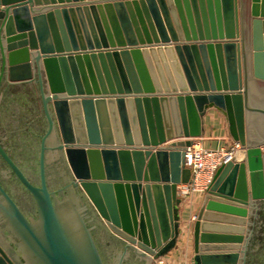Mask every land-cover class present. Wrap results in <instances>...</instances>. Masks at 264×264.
<instances>
[{"label": "water", "instance_id": "obj_1", "mask_svg": "<svg viewBox=\"0 0 264 264\" xmlns=\"http://www.w3.org/2000/svg\"><path fill=\"white\" fill-rule=\"evenodd\" d=\"M4 80L39 83L46 136L57 122L80 190L50 192L46 136L41 185L0 142L38 205L28 218L0 183V222L17 239L0 226V264H105L81 213L88 206L125 253L145 264L166 256L181 233L178 185L191 178L185 149L213 107L242 147L205 194L194 264H246L249 250L263 264L264 0H0ZM40 113L36 89L8 88L5 145L23 152Z\"/></svg>", "mask_w": 264, "mask_h": 264}, {"label": "flooded vegetation", "instance_id": "obj_2", "mask_svg": "<svg viewBox=\"0 0 264 264\" xmlns=\"http://www.w3.org/2000/svg\"><path fill=\"white\" fill-rule=\"evenodd\" d=\"M23 87L36 89L41 113L39 117L35 118L32 121V123H29L30 126L27 132L28 138L26 140V148H23V152L16 151V149H11L5 145V140L8 139L7 132H4L3 134L0 133V142L12 157V159L16 162V164L30 179V181L36 185H41L42 142L49 129V122L44 110V99L40 89V85L36 81L10 83L4 80L0 85V98L3 99L5 97V92L8 88L17 89ZM51 111L56 121L53 109H51ZM56 128V133L46 136L45 140V174L50 192H54L58 196V198L63 199L64 194L68 195L69 184L74 188L76 192L78 189L80 190V187L75 186V177L69 163L66 160L64 148L60 147L62 139L57 122ZM0 183L28 218L30 216L37 217L38 205L34 195L19 179L14 169L1 153ZM80 205L82 206V208L84 207L83 202H81ZM25 206L30 208L31 213H25L23 209ZM81 213L84 216V220L92 228L93 237L105 264H145L143 261H140L136 258V255L134 254L132 249L128 248L129 253H125L126 244L124 240L116 233H114L111 229H109L103 222L97 219V217L94 215L95 212L91 206H88V208L86 209H81ZM1 218L2 217L0 216V219ZM0 226L5 228L1 222ZM8 233L10 234L12 239L17 242V239L12 235V233L9 231ZM251 258L252 257L249 250L246 264H251Z\"/></svg>", "mask_w": 264, "mask_h": 264}, {"label": "crops", "instance_id": "obj_3", "mask_svg": "<svg viewBox=\"0 0 264 264\" xmlns=\"http://www.w3.org/2000/svg\"><path fill=\"white\" fill-rule=\"evenodd\" d=\"M202 146L218 148L233 141L227 115L218 108H209L203 117V132L197 139ZM205 194L194 195L191 200L181 202V233L177 245L166 256L169 264H194V214H198ZM193 227V228H192ZM192 229V230H191ZM155 260H153L154 264Z\"/></svg>", "mask_w": 264, "mask_h": 264}, {"label": "built area", "instance_id": "obj_4", "mask_svg": "<svg viewBox=\"0 0 264 264\" xmlns=\"http://www.w3.org/2000/svg\"><path fill=\"white\" fill-rule=\"evenodd\" d=\"M198 138H194L192 144L185 149V162L191 169V178L189 182L178 185V194L182 202L191 200L194 195L205 194L214 182L218 169L232 160L235 151L242 147L238 141H233L218 148H209L202 146L197 141ZM196 217L197 214H194L193 218ZM154 264L169 263L164 257H160Z\"/></svg>", "mask_w": 264, "mask_h": 264}, {"label": "trees", "instance_id": "obj_5", "mask_svg": "<svg viewBox=\"0 0 264 264\" xmlns=\"http://www.w3.org/2000/svg\"><path fill=\"white\" fill-rule=\"evenodd\" d=\"M252 259V261H250V263H253V258H251ZM263 264H264V260H263Z\"/></svg>", "mask_w": 264, "mask_h": 264}, {"label": "rangeland", "instance_id": "obj_6", "mask_svg": "<svg viewBox=\"0 0 264 264\" xmlns=\"http://www.w3.org/2000/svg\"><path fill=\"white\" fill-rule=\"evenodd\" d=\"M206 194V193H205ZM193 228V227H192ZM192 230V229H191ZM193 234H194V230H193Z\"/></svg>", "mask_w": 264, "mask_h": 264}]
</instances>
